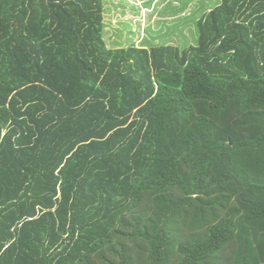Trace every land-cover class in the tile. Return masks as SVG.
Listing matches in <instances>:
<instances>
[{
	"label": "trees",
	"instance_id": "16d2710c",
	"mask_svg": "<svg viewBox=\"0 0 264 264\" xmlns=\"http://www.w3.org/2000/svg\"><path fill=\"white\" fill-rule=\"evenodd\" d=\"M197 26L113 48L105 0H0V264H264V0Z\"/></svg>",
	"mask_w": 264,
	"mask_h": 264
},
{
	"label": "rangeland",
	"instance_id": "374dc122",
	"mask_svg": "<svg viewBox=\"0 0 264 264\" xmlns=\"http://www.w3.org/2000/svg\"><path fill=\"white\" fill-rule=\"evenodd\" d=\"M139 0H105V38L109 47L168 45L181 48L198 42L197 20L218 0H157L149 13ZM152 0H146L150 6ZM152 11V12H151ZM145 12V13H144Z\"/></svg>",
	"mask_w": 264,
	"mask_h": 264
},
{
	"label": "crops",
	"instance_id": "0c3cea01",
	"mask_svg": "<svg viewBox=\"0 0 264 264\" xmlns=\"http://www.w3.org/2000/svg\"><path fill=\"white\" fill-rule=\"evenodd\" d=\"M156 1H157V0H152L150 6H148V4H146V3H147L146 0H139L138 2H139V4L141 5L142 10H145V11H146V14H147V12L149 13V9L152 10V9H155V8H156V7H155V5H156ZM152 11H153V10H152ZM152 11H151V12H152ZM144 13H145V12H144Z\"/></svg>",
	"mask_w": 264,
	"mask_h": 264
}]
</instances>
